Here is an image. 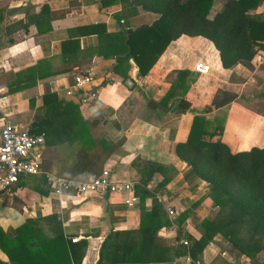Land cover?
<instances>
[{"label": "crops", "instance_id": "0c3cea01", "mask_svg": "<svg viewBox=\"0 0 264 264\" xmlns=\"http://www.w3.org/2000/svg\"><path fill=\"white\" fill-rule=\"evenodd\" d=\"M222 2L213 0L208 17ZM120 8L118 3L101 8L99 0H0V128L9 122L29 132L35 119L43 117L42 96L48 88L58 100L76 103L80 119L92 121L88 130L92 137L107 143L120 139L100 165L111 180L136 184L140 176L132 161L139 159L167 166L168 182L155 198L135 196L132 206L125 202L132 192L54 194L46 173L78 180L92 177L86 171L70 173L73 154L82 147L83 137L75 125L67 123L71 116L62 114L34 152L41 159L42 172L21 175L11 195L0 201V230L11 236L24 221L33 220L30 226L40 241L31 249L32 264H252L245 255L232 257L229 242L219 233L199 250L192 246L200 235L199 221L212 217L216 207L207 183L188 173L174 146L186 139L192 118L201 114L223 116L220 139L231 149L264 146V115L255 110L252 125L239 119V110L247 109L238 99L255 72V59L251 69L240 64L222 68L209 40L181 34L167 44L143 76L137 75L128 59L126 74L133 81L128 87L122 75L111 70L115 64L112 55L92 54L98 36L83 29L100 23L106 32H116L123 20H116L113 13ZM153 19L152 13L139 11L130 18V25L149 24ZM67 40L77 43L63 52L62 43ZM198 62L208 66L206 73L194 70ZM75 68L91 77V96L81 107L75 94L65 93ZM119 68L124 71L125 65ZM49 70L56 74L26 85L22 80L17 85L23 87L7 92L6 82L15 72ZM178 70H187L193 77L184 94L180 97L175 92L160 113L147 108L149 100L158 101L167 92ZM217 90L235 93L237 98L204 113ZM180 98L187 103L184 110L178 107ZM165 205L176 213L173 223ZM73 237L76 241L71 242ZM181 239L187 243L182 244ZM49 244L59 255H45L50 252ZM0 264H10L1 247Z\"/></svg>", "mask_w": 264, "mask_h": 264}, {"label": "trees", "instance_id": "16d2710c", "mask_svg": "<svg viewBox=\"0 0 264 264\" xmlns=\"http://www.w3.org/2000/svg\"><path fill=\"white\" fill-rule=\"evenodd\" d=\"M100 7L120 4L121 8L113 17L122 18L116 32H106L103 24L87 26L98 36V46L92 54L112 55L115 64L111 70L126 79L127 61L132 59L137 75L143 76L167 44L181 34L202 36L209 40L218 53L222 68L231 69L237 64L251 69V61L259 53L264 55V12L255 14L256 8L264 0H223L219 10L208 17L213 0H99ZM139 11L150 12L154 19L149 24L130 25V18ZM84 32V31H83ZM75 41L62 43L63 52ZM125 65L124 71L120 66ZM56 74V71H37V73L15 72L7 82V92L18 90L23 85L35 83L36 78ZM170 75V74H169ZM23 80V81H22ZM26 80V81H25ZM20 81L23 85H17ZM193 81L187 70L175 71L170 79L167 92L158 101L149 100L146 107L160 113L167 101L178 92L181 97ZM77 96V95H75ZM237 95L217 90L204 113L219 109L233 101ZM43 117L32 123L30 134H48L53 122L62 114L71 116L67 123L73 124L75 131L82 134V147L77 149L70 167L71 174L88 172L97 176L100 165L120 139L107 143L95 139L89 133L92 121H82L78 116L77 105L72 101H60L55 93L45 88L43 93ZM78 100V97H77ZM180 110L187 108L181 98ZM77 124V126H76ZM223 116L195 115L183 142L174 146L175 155L186 163L188 173L205 181L209 187V197L216 207L214 215L199 221L200 235L192 246L199 250L210 242L216 233L229 242L232 257L245 255L252 264H262L264 259V146L250 144L246 149H231L221 141ZM45 141V137H44ZM139 174V180L132 186V193L139 199L146 196L155 198L169 180L170 169L154 161H132ZM33 220H26L16 228L15 234L8 236L0 230V247L10 264H32L31 252L38 245L39 238L30 226ZM180 233V230H177ZM50 242V240H48ZM57 241L63 242L61 239ZM53 245V244H52ZM40 250L41 246H38ZM55 253L54 245L47 247ZM63 251V250H62ZM62 251L60 252L61 255Z\"/></svg>", "mask_w": 264, "mask_h": 264}, {"label": "built area", "instance_id": "2783aa9c", "mask_svg": "<svg viewBox=\"0 0 264 264\" xmlns=\"http://www.w3.org/2000/svg\"><path fill=\"white\" fill-rule=\"evenodd\" d=\"M194 70L199 73H206L208 66L198 62L195 64ZM90 82L89 73L75 68L72 74V83L67 87L65 93L67 95H77L78 104L81 107L91 96ZM43 144V133L30 134L27 130H18L9 122L2 125L0 128V201L11 195L12 187L21 175H35L42 172L41 159L34 152ZM46 178L54 194L75 191L93 196H102L105 193L132 192V185L111 180L108 171L105 169L101 170L99 175L92 176L87 180L60 177L47 173ZM135 201L136 198L132 194L125 199L126 204L129 206H132ZM164 211L173 223L176 218L175 211L169 205L164 206ZM70 241L74 242L76 238L73 237ZM180 242L182 244L187 243L186 239H181Z\"/></svg>", "mask_w": 264, "mask_h": 264}, {"label": "rangeland", "instance_id": "374dc122", "mask_svg": "<svg viewBox=\"0 0 264 264\" xmlns=\"http://www.w3.org/2000/svg\"><path fill=\"white\" fill-rule=\"evenodd\" d=\"M252 12L262 14L264 12V3ZM260 55L264 58V55L259 53L253 58L252 61L255 59L253 63L255 64V72L249 78V84L245 85L243 92H241L242 97L240 96L238 99L239 104L247 109V112L242 109L239 110V119L244 124H254L255 115L253 113H255V110L264 115V59L262 60Z\"/></svg>", "mask_w": 264, "mask_h": 264}, {"label": "water", "instance_id": "95a60500", "mask_svg": "<svg viewBox=\"0 0 264 264\" xmlns=\"http://www.w3.org/2000/svg\"><path fill=\"white\" fill-rule=\"evenodd\" d=\"M125 85H127L128 87H131L133 84V81L129 78H126L124 81Z\"/></svg>", "mask_w": 264, "mask_h": 264}]
</instances>
